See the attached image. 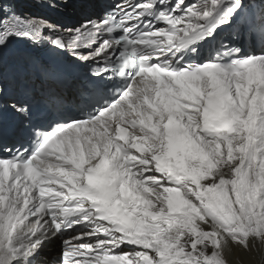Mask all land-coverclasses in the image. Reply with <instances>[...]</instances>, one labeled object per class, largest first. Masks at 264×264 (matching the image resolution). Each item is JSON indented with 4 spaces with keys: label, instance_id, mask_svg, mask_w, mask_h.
Here are the masks:
<instances>
[{
    "label": "snow or ice",
    "instance_id": "6c2138e0",
    "mask_svg": "<svg viewBox=\"0 0 264 264\" xmlns=\"http://www.w3.org/2000/svg\"><path fill=\"white\" fill-rule=\"evenodd\" d=\"M0 264H264V0H0Z\"/></svg>",
    "mask_w": 264,
    "mask_h": 264
}]
</instances>
